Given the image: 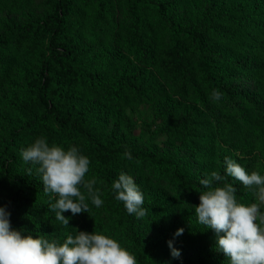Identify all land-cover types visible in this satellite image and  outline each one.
Instances as JSON below:
<instances>
[{"label":"trees","instance_id":"1","mask_svg":"<svg viewBox=\"0 0 264 264\" xmlns=\"http://www.w3.org/2000/svg\"><path fill=\"white\" fill-rule=\"evenodd\" d=\"M114 1L44 0L46 11L37 20L21 24L4 22L0 45L16 41L24 50L36 46L38 59L33 68L22 64L18 71L22 93L11 106L17 120L0 148V198L4 199L0 207L10 213L14 229L34 238H65L75 236L76 230L99 233L92 225L75 227L70 212L63 213L69 218L66 227L49 209L55 197L50 199L51 194L44 193L35 166L25 164L20 156L23 148L44 137L50 145L57 144L65 150L76 146L89 158L85 178L96 179V187L113 221L123 226L124 248L135 256L138 264H229L224 254L206 262L174 259L164 251L163 242L144 241L133 230L137 218L129 215L123 203L114 198L111 185L119 173L132 176V171L149 163L156 168L171 169L174 183L196 189L193 204L198 205L199 192L204 190L200 179L212 171L224 175L225 157L251 173L263 145L246 143L240 136L251 133L264 138V33H259L255 44L247 43L239 33L222 38L223 33L215 29L220 23L215 14L216 4L208 0L194 25L169 22V46L157 51L165 85L150 70L135 66L103 78L100 71L92 70L84 61L89 48L80 38L78 6L91 5L89 17L94 25L101 26L109 23ZM122 4L127 22L126 43L134 56L145 62L152 58L153 52L141 18L148 5L160 10L165 5L155 0H122ZM263 9L264 0H239L232 12L242 14ZM233 13L226 15L227 21L235 22L239 28L249 26L250 20L246 23V19L235 20ZM216 34L230 44L229 50L221 43L210 42ZM178 36H182V41ZM241 79L244 87L238 83ZM213 89L223 93L220 100L212 99ZM154 97L160 98L155 112L165 118L162 129L180 134L199 177H188L172 161L154 158L134 148L130 141L132 125L128 121L122 130H105V121L96 113L99 100L125 108ZM202 118H207L203 125L199 123ZM126 148L132 160L124 157ZM17 157L21 159L20 165ZM258 172L264 176V166ZM226 179L237 188V200L248 204L251 193L235 179Z\"/></svg>","mask_w":264,"mask_h":264},{"label":"rangeland","instance_id":"2","mask_svg":"<svg viewBox=\"0 0 264 264\" xmlns=\"http://www.w3.org/2000/svg\"><path fill=\"white\" fill-rule=\"evenodd\" d=\"M155 1L162 2L165 9L160 10L157 6L148 5L145 16L141 18L143 31L149 36L153 52L152 58L145 62L135 57L126 43L127 22L122 0L113 2L109 23L101 26L94 25L89 17L93 8L91 5H79L80 38L89 48L84 57L86 64L92 67V70L100 71L103 78L132 66L136 69L144 68L150 70L165 85L167 82L158 61L157 51L169 46V22L173 21L184 26L194 25L208 0ZM213 1L216 4L215 14L220 22L215 25V29L217 33H223L222 38L230 33L233 36L239 33L247 43H257L259 33L260 35L264 33V9L261 12L233 13V5L239 0ZM45 11L44 0H0V32L5 21L16 24L35 21ZM232 13L235 20L246 19L244 23L250 20L253 24L249 23L248 27L239 28L235 22L226 20L228 17L226 15ZM178 37L182 41V36ZM221 40V36L217 34L210 38L211 43H221L229 50L230 44ZM36 53V46L24 50L23 45L16 41H8L0 45V148L11 126L17 120V115L12 111L11 106L22 93V81L18 76L19 68L22 64L33 68L38 59ZM242 82V79L238 81L244 87ZM171 94L172 92L169 91V95ZM159 100L160 98L154 97L136 106L128 105L125 108H117L99 100L96 102V113L105 121V130L110 128L122 130L124 122L128 121L132 125L130 141L134 148L154 158L162 157L172 161L179 172L188 177H199L195 161L180 134L174 130L162 129L165 118H160L155 112ZM206 122L207 118L199 121L201 125ZM240 138L246 143L263 145V150L258 154L256 165L252 170L258 172L264 166V138L255 137L251 133L242 134ZM16 160L20 165L21 159L17 157ZM132 177L143 193V207L149 210L144 218L137 219L133 227L144 241L163 242L166 244L164 251L169 254L167 241L173 240V247L181 253L180 258L191 260L193 263L213 261L223 254L215 248L213 231L198 223L192 207L197 194L196 189L174 183L171 169L156 168L149 163H146L144 168L138 167L132 171ZM94 187L97 189L96 185ZM81 191L83 192L84 189ZM3 201L4 199L0 198V206ZM86 202L89 204L87 213L72 215L75 219V227L83 224L95 226L99 233L115 239L124 247L123 226L113 221L105 204L97 208L90 200ZM252 202H255L253 197L249 203ZM178 228H183L184 232L174 238L173 234ZM65 238L50 237L49 240L62 243ZM144 264L149 263L144 262Z\"/></svg>","mask_w":264,"mask_h":264},{"label":"clouds","instance_id":"3","mask_svg":"<svg viewBox=\"0 0 264 264\" xmlns=\"http://www.w3.org/2000/svg\"><path fill=\"white\" fill-rule=\"evenodd\" d=\"M222 95L212 90L213 100H220ZM123 155L133 159L127 148ZM20 156L25 164L35 166L44 193L51 194L50 199L55 197L49 209L62 225L69 226L64 212L73 216L88 212L86 200L97 208L102 206L99 189L94 187L96 179H85L90 160L78 147L65 150L39 137L23 148ZM223 163L224 175L212 171L199 181L204 190L199 192L198 205L192 206L198 223L213 231L215 248L228 258L229 264H264V176L257 171L248 173L229 157ZM27 171L31 174L32 169ZM227 177L240 182L255 202H239L237 188L227 182ZM111 189L129 215L142 219L148 214L149 210L143 207V193L132 176L119 173ZM9 217L5 207H0V264H137L131 252L107 235L76 230L75 236L67 235L62 243L50 241L43 236L22 234L11 226ZM183 232V228H178L173 237ZM167 245L171 257L179 259L181 253L173 247V240L167 241Z\"/></svg>","mask_w":264,"mask_h":264}]
</instances>
